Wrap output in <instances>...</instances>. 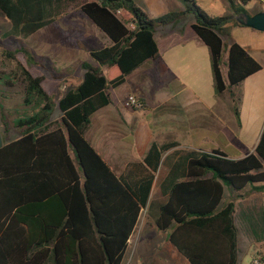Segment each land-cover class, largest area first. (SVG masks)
Instances as JSON below:
<instances>
[{
    "label": "trees",
    "instance_id": "1",
    "mask_svg": "<svg viewBox=\"0 0 264 264\" xmlns=\"http://www.w3.org/2000/svg\"><path fill=\"white\" fill-rule=\"evenodd\" d=\"M228 2L233 14L227 16H209L197 0H186V10L151 18L134 0H0V11L12 25L7 36L29 37L78 6L110 40L89 51L98 66L82 64L81 84L57 102L61 124L56 126L46 78L29 68L37 65L33 53L28 48L4 53L15 67L3 73L2 85L18 86L33 111L16 119L19 138L0 148V264H123L163 155L178 143L153 142L143 161L147 171L118 176L86 137L91 117L116 103L113 90L130 74L161 58L156 28L186 14L195 16L194 30L210 49L218 95L262 70L234 42L224 79L222 35L232 25L242 26L236 17L248 14L247 0ZM179 168L161 186L167 200L160 206L157 228L170 231L168 240L190 264H240L235 203L220 205L226 188L264 190V128L254 152L244 158L232 159L220 149L190 151L184 179L176 177Z\"/></svg>",
    "mask_w": 264,
    "mask_h": 264
},
{
    "label": "crops",
    "instance_id": "2",
    "mask_svg": "<svg viewBox=\"0 0 264 264\" xmlns=\"http://www.w3.org/2000/svg\"><path fill=\"white\" fill-rule=\"evenodd\" d=\"M134 2L151 18L186 10V0H134ZM258 2L264 5V0H247L243 7L248 14L254 15L264 11V9L254 11V3ZM197 4L212 17L233 14L228 0H197ZM63 16L69 18V21L73 18L68 11ZM195 23V16L186 14L169 25L157 27L155 39L161 58L144 63L130 74L119 102L100 109L91 117L86 137L114 168L118 176L128 177L147 171L143 161L153 142L178 143L163 155L148 204L142 209L129 240L123 264H190L185 258L188 263L179 257L180 253L168 240L170 231H161L156 226L160 206L167 200L161 186L176 165H180L176 177L185 178L183 166L188 152L221 150L218 144L211 143L212 137L218 138L225 132L233 131L232 129L224 131L222 128L212 131L210 127L209 114L215 118L216 125L212 127L219 125L226 127L225 111L227 110L219 105V97L215 93L210 49L194 30ZM70 26L69 29L78 37L84 33L80 26L75 25L73 28ZM103 38L107 40L105 47L110 44V40L105 34ZM234 42L236 41L231 40L226 50L224 44L222 73L226 81L228 51ZM240 45L262 66V70L248 77L243 84L250 83L261 87V101L264 105V43L259 47ZM65 51L68 54L61 64L68 66V69L78 65L79 70H76V73L67 72L65 76L55 75L54 84H50L49 90L45 88L51 96L57 93L59 100L68 91L79 86L84 76L83 63L79 61L85 53L82 47L76 42H71L65 46ZM88 56H90L89 52ZM129 95L144 100L146 110L141 112L132 110L130 113L131 111L125 106V100ZM136 116L140 118L138 122H134ZM93 119L94 125H91ZM91 129L93 139L89 137ZM168 137L172 138L168 139ZM256 146L257 144L251 148L250 153L254 152ZM71 156L74 157L72 151ZM154 199L156 209L150 216L146 208L149 205L151 209ZM232 201L236 206L235 224L238 229L239 263L242 264L245 253L255 246L257 249L253 251L250 261V264H253L257 259H264V190L257 192L248 186L240 192H233L226 188L220 209ZM245 213L251 218L253 226L261 230L260 236H254L250 224L242 220L241 215ZM148 232H151V238L144 247L143 239ZM240 232H243L242 237ZM162 234H164V242L161 239Z\"/></svg>",
    "mask_w": 264,
    "mask_h": 264
},
{
    "label": "rangeland",
    "instance_id": "3",
    "mask_svg": "<svg viewBox=\"0 0 264 264\" xmlns=\"http://www.w3.org/2000/svg\"><path fill=\"white\" fill-rule=\"evenodd\" d=\"M253 9L254 11L263 10L264 5L259 2L254 3ZM68 12L73 17L71 21H69V18L62 16L35 34L25 38L22 36L6 35L11 31L12 25L9 19L0 11V134L4 143L19 138L21 129L17 128L15 124L16 119L30 115L33 111V108L25 106L18 86L9 89L2 85L1 77L3 73H9L15 67V62L4 56L5 51H16L21 48H28L37 61V65L29 64V68L34 74L43 75L46 78L44 87L47 90H49L50 84H54L56 80L54 78L56 76H65L67 72L76 73V70H79L78 65L68 69V66L63 63L61 64V61L65 60V55L68 54L65 51V46L71 42H76L85 51L79 58L80 62H90L98 66L91 56H88V52L94 48L104 47L107 43V40L103 38L104 34L81 13L78 6L71 7ZM75 25L80 26L84 32L79 37L69 29V26L73 28ZM222 36L224 38L225 50L228 49L231 40L250 47H259L264 43V32L249 27L231 26L227 33ZM17 56L21 61H27L23 53H18ZM124 86H127V84L113 90V96L117 100L116 103L119 102L123 94ZM261 90V87L253 86L250 83L248 85L242 83L226 91L225 95H218L215 90L216 95L219 97L220 107H225L227 110L225 111L227 125L226 127L222 125L212 127L216 125L215 118L212 114H209L208 120L211 122L210 127L212 131L221 128L224 131L226 129L229 131L232 129L233 131L225 132V134H221L218 138L212 137L211 143L218 144L217 146L232 159H240L249 155L251 148L259 142L264 128V113H262L264 105L261 101ZM52 99L56 105L52 122L56 126L61 124V114L57 106L59 100L57 93L52 95ZM116 103L114 102V104ZM128 109L132 113V109ZM236 109H238L239 115H236ZM143 110H146V108H143ZM143 110L133 111L141 112ZM139 120L140 118L136 116L134 122H138ZM91 125H94V119ZM89 137L93 139L92 129L89 130ZM171 138L168 137V139ZM155 209L156 203L154 199L151 209L148 205L146 212L151 216ZM241 217L244 222L250 224L253 235L256 237L260 236L261 230L259 231L253 226L251 218L247 217V213L243 216L241 215ZM242 236L243 232H240V237ZM149 238H151V232L146 233L143 239L144 247ZM161 239L163 242L165 241L164 234L161 235ZM256 249L257 247L253 246L249 252L245 253L242 264H250L253 251ZM138 254H141L140 250ZM179 257L185 263H188L182 256Z\"/></svg>",
    "mask_w": 264,
    "mask_h": 264
},
{
    "label": "water",
    "instance_id": "4",
    "mask_svg": "<svg viewBox=\"0 0 264 264\" xmlns=\"http://www.w3.org/2000/svg\"><path fill=\"white\" fill-rule=\"evenodd\" d=\"M236 20L245 27L264 32V11L254 15L241 14L236 17ZM4 145L0 134V148Z\"/></svg>",
    "mask_w": 264,
    "mask_h": 264
},
{
    "label": "built area",
    "instance_id": "5",
    "mask_svg": "<svg viewBox=\"0 0 264 264\" xmlns=\"http://www.w3.org/2000/svg\"><path fill=\"white\" fill-rule=\"evenodd\" d=\"M132 29H135V25H131ZM125 106L128 108H131L132 110H143L144 108V103L137 98L134 95H129L127 99L125 100ZM253 264H260V260L257 259L253 262Z\"/></svg>",
    "mask_w": 264,
    "mask_h": 264
}]
</instances>
